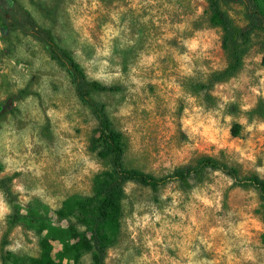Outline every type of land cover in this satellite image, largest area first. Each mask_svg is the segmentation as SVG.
<instances>
[{
	"label": "rangeland",
	"instance_id": "374dc122",
	"mask_svg": "<svg viewBox=\"0 0 264 264\" xmlns=\"http://www.w3.org/2000/svg\"><path fill=\"white\" fill-rule=\"evenodd\" d=\"M207 10V0H0V177L13 179L23 222H9L0 189V264L2 251L39 257V227L69 228L58 211L68 199L89 196L94 176L109 168L90 150L95 119L31 37L24 11L53 31L92 80L122 87L95 97L124 135L130 168L160 177L208 155L244 177L264 178V115L253 112L264 104L258 48L235 77L216 86V103L183 86L227 65ZM226 10L245 24L241 7ZM236 124L239 137L232 135ZM194 185L184 191L170 183L156 193L129 185L107 264H264L259 191L221 172ZM53 243L56 257L62 245Z\"/></svg>",
	"mask_w": 264,
	"mask_h": 264
},
{
	"label": "trees",
	"instance_id": "16d2710c",
	"mask_svg": "<svg viewBox=\"0 0 264 264\" xmlns=\"http://www.w3.org/2000/svg\"><path fill=\"white\" fill-rule=\"evenodd\" d=\"M207 3V23L210 28L221 31V48L227 58V65L222 70L211 72L204 79H191L183 86L187 93L211 105L216 103L213 90L243 69L253 46L258 48L264 67V8L262 0H207ZM233 5L242 8L245 22L243 26L237 25L226 10ZM24 16L31 29V37L44 47L49 58L66 73L78 100L89 109L95 119L97 136L92 140L90 150L107 161L109 168L94 176L92 193L89 196L68 199L58 211L62 220L72 223L69 228L65 230L48 224L39 227L43 235L39 257L22 260L11 251H2L1 264H84L86 257L90 264H107L109 249L124 217L129 185L148 188L156 193L170 183H178L182 190L190 191L195 186L194 182L203 183L208 180L211 172H221L238 186L257 189L264 201V178L258 175L244 177L238 168L213 156H199L191 164L160 177L130 168L125 161L124 135L114 128L107 104L95 97L99 93L119 92L122 87L92 80L73 52L58 42L52 30L39 25L28 11H24ZM14 29L20 30L22 26L14 23ZM253 112L263 116L264 104ZM1 114L3 113L0 109ZM241 131L242 126L236 124L232 128V135L239 137ZM0 189L10 210L9 222L22 225L13 179L0 177ZM33 220V223L38 222ZM72 220L75 221L74 224ZM78 225L85 227L86 231L81 232ZM54 241H59L62 245V250L56 257ZM262 241L264 244V235Z\"/></svg>",
	"mask_w": 264,
	"mask_h": 264
}]
</instances>
